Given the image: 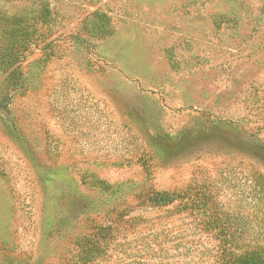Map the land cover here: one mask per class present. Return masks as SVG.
I'll return each mask as SVG.
<instances>
[{
  "label": "rangeland",
  "instance_id": "obj_1",
  "mask_svg": "<svg viewBox=\"0 0 264 264\" xmlns=\"http://www.w3.org/2000/svg\"><path fill=\"white\" fill-rule=\"evenodd\" d=\"M232 234L264 256V0H0V264H232Z\"/></svg>",
  "mask_w": 264,
  "mask_h": 264
},
{
  "label": "trees",
  "instance_id": "obj_2",
  "mask_svg": "<svg viewBox=\"0 0 264 264\" xmlns=\"http://www.w3.org/2000/svg\"><path fill=\"white\" fill-rule=\"evenodd\" d=\"M182 198H185L182 197ZM156 203L159 204H168L170 202H173L175 197L173 193L170 192H157L156 193ZM199 202H201V206L208 204V197L206 195H201L198 197ZM217 217V216H216ZM217 219V218H215ZM224 239V238H222ZM230 241V245L232 247L231 250L228 249H222L219 252L220 257H222V260L225 259L228 263L232 264H264V256H261V254L256 253V251H250L246 252L244 254H237L235 252V248H237V245L239 243V238L236 234H232L231 236H228L226 238Z\"/></svg>",
  "mask_w": 264,
  "mask_h": 264
}]
</instances>
